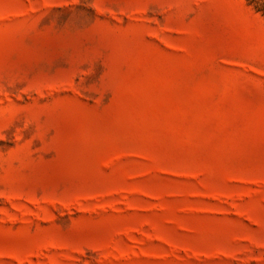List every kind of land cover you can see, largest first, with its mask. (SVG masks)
<instances>
[{
	"label": "rangeland",
	"instance_id": "1",
	"mask_svg": "<svg viewBox=\"0 0 264 264\" xmlns=\"http://www.w3.org/2000/svg\"><path fill=\"white\" fill-rule=\"evenodd\" d=\"M256 4L0 0V264H264Z\"/></svg>",
	"mask_w": 264,
	"mask_h": 264
},
{
	"label": "trees",
	"instance_id": "2",
	"mask_svg": "<svg viewBox=\"0 0 264 264\" xmlns=\"http://www.w3.org/2000/svg\"><path fill=\"white\" fill-rule=\"evenodd\" d=\"M249 3H254L256 4L257 2L255 0H249ZM259 3L256 4V8L258 11H264V7L263 6H259Z\"/></svg>",
	"mask_w": 264,
	"mask_h": 264
}]
</instances>
